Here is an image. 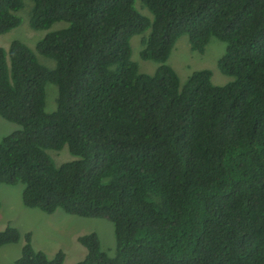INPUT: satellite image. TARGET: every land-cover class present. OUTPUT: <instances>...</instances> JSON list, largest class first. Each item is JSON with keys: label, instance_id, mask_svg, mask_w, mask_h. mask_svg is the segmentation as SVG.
<instances>
[{"label": "trees", "instance_id": "obj_1", "mask_svg": "<svg viewBox=\"0 0 264 264\" xmlns=\"http://www.w3.org/2000/svg\"><path fill=\"white\" fill-rule=\"evenodd\" d=\"M29 1L30 29L65 27L34 45L51 69L18 41L0 48V118L19 127L0 139V185H22L25 208L111 224L113 256L89 233L75 264H264V0ZM21 8L0 0V35ZM135 36L150 75L130 60ZM181 36L198 54L223 43L230 81L199 70L180 84L165 62ZM64 146L73 159L56 166L45 151ZM20 237L6 225L0 247ZM62 261L27 232L14 264Z\"/></svg>", "mask_w": 264, "mask_h": 264}, {"label": "rangeland", "instance_id": "obj_2", "mask_svg": "<svg viewBox=\"0 0 264 264\" xmlns=\"http://www.w3.org/2000/svg\"><path fill=\"white\" fill-rule=\"evenodd\" d=\"M22 8L16 13L19 25L10 31L0 35V48L7 50L12 41H18L31 49L38 64L51 69L53 61L38 55L34 51V45L49 32L57 31L65 27L62 22L52 24L46 30L34 31L28 26L31 2L21 0ZM135 7L139 6L134 2ZM145 11V10H144ZM131 57L137 66V71L142 74H152L157 64L151 61H142L138 58L139 37L130 39ZM224 52V44L210 38L204 47L203 53L198 54L189 50L186 36L179 37L165 62L176 74L179 83L194 71L209 70L210 82L214 86H223L230 78L222 75L216 62ZM57 89L52 84L44 85V112L51 113L55 109ZM19 127L0 118V139L15 132ZM54 165L71 161L66 147L59 151H45ZM22 185H0V230L6 225L15 228L20 234V240L15 244L0 247V264H14L20 255L22 235L31 233V245L35 251L42 252L47 258H51L56 252L63 253L62 264H75L85 256V250L77 243V237L95 233L99 248L109 257L114 254V238L111 224L105 219L79 218L64 214L61 210H55L52 214H44L35 209L22 206L20 194ZM17 227V228H16Z\"/></svg>", "mask_w": 264, "mask_h": 264}, {"label": "crops", "instance_id": "obj_3", "mask_svg": "<svg viewBox=\"0 0 264 264\" xmlns=\"http://www.w3.org/2000/svg\"><path fill=\"white\" fill-rule=\"evenodd\" d=\"M17 228V227H16ZM29 233H30V231H29ZM31 234V233H30Z\"/></svg>", "mask_w": 264, "mask_h": 264}]
</instances>
